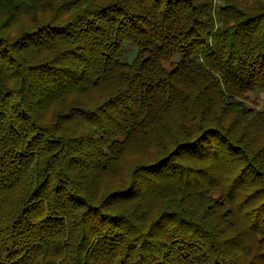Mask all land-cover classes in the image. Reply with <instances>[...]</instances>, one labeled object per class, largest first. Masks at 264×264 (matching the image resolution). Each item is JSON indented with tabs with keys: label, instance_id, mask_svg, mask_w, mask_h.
Returning <instances> with one entry per match:
<instances>
[{
	"label": "trees",
	"instance_id": "trees-1",
	"mask_svg": "<svg viewBox=\"0 0 264 264\" xmlns=\"http://www.w3.org/2000/svg\"><path fill=\"white\" fill-rule=\"evenodd\" d=\"M217 1L0 0V264H264V0Z\"/></svg>",
	"mask_w": 264,
	"mask_h": 264
},
{
	"label": "rangeland",
	"instance_id": "rangeland-1",
	"mask_svg": "<svg viewBox=\"0 0 264 264\" xmlns=\"http://www.w3.org/2000/svg\"><path fill=\"white\" fill-rule=\"evenodd\" d=\"M216 2L218 1L216 0ZM134 49L135 48L131 47L129 53L125 55V58L127 60H130L132 58L134 54ZM176 59H173V60H176ZM164 65L166 68H170L172 65V62L165 61ZM245 96L246 98L242 100L246 105L252 106L257 109L264 108V99H262V95L255 96L249 93V94H246ZM148 152L149 150L145 149L144 143L141 140H139V138L131 139V141H129L121 150L120 158L115 161L116 171L118 175L120 177L125 178L127 174L129 173V171L133 168L135 162H137L138 159H140V157H145L146 153ZM107 177L108 176H106L105 180H103V182L101 183V185L104 187L107 186L111 182L110 179L114 180L116 179L117 176H114V177L111 176V177H108V179Z\"/></svg>",
	"mask_w": 264,
	"mask_h": 264
}]
</instances>
